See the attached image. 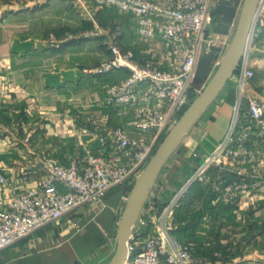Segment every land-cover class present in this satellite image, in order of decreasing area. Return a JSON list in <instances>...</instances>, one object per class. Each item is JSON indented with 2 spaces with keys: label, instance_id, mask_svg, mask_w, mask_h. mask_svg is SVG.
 <instances>
[{
  "label": "crops",
  "instance_id": "crops-1",
  "mask_svg": "<svg viewBox=\"0 0 264 264\" xmlns=\"http://www.w3.org/2000/svg\"><path fill=\"white\" fill-rule=\"evenodd\" d=\"M54 2L53 6L59 10L71 12L66 2ZM51 3L42 7L43 11ZM40 9L19 10L3 18L0 24V172L7 177V183L0 185V209L6 208L22 190L37 185L42 177L43 156H53L69 165L89 148H97L98 144L89 134L96 119L109 114L116 125L130 130L133 136L138 135L126 119L117 116L104 103L108 87L123 75L88 77L84 74L85 68L108 57L98 44L99 38L60 37L56 32L54 44L48 45L46 28L74 29V17L65 16L55 25L43 28L37 20ZM119 13L130 19L120 22L125 41L135 45L138 53L154 54L157 43L140 38L132 17ZM228 38L230 41L233 37ZM215 50L221 54L227 46H216ZM248 62L257 72L246 83L245 91L264 103V24L258 26ZM238 79L237 70L176 146L141 212V215L157 214L178 196L183 197V207L203 204L230 207L231 213L217 214L230 222L216 232L220 241L208 248L200 246L202 255L210 257H202L197 264H264V190L243 193L235 202H221L214 188L222 173L217 169L209 171L208 183L195 182L189 186L191 178L230 130L238 100ZM197 94L193 89L192 96ZM251 146L257 156L253 168L257 165L264 174V128L254 130ZM222 178L227 182L239 179L231 171ZM127 187L123 185L104 193L71 216L2 250L0 264H109L117 252L119 226L131 194L126 191ZM207 193L209 196L205 197Z\"/></svg>",
  "mask_w": 264,
  "mask_h": 264
},
{
  "label": "built area",
  "instance_id": "built-area-1",
  "mask_svg": "<svg viewBox=\"0 0 264 264\" xmlns=\"http://www.w3.org/2000/svg\"><path fill=\"white\" fill-rule=\"evenodd\" d=\"M224 0H98L101 7L128 14L140 38L156 42L154 54L123 51L112 43L109 56L84 69L85 76L123 75L110 85L105 106L127 120L138 134L116 125L106 114L96 119L92 139L98 144L65 165L53 156L42 157V177L0 209V252L35 232L71 216L104 193L132 187L154 157L160 142L196 99L192 90L196 71L216 46H227L226 36L212 32L215 14ZM264 24V0L255 11L250 46L239 67V89L230 130L189 181L208 183L210 170L235 172L238 180L219 177L214 185L219 201L235 202L243 193L264 190V174L251 146L256 128H264V103L248 96L245 85L256 77L248 62L258 26ZM235 26V25H234ZM220 43V44H219ZM200 91H198V94ZM245 108L243 109V107ZM7 177L0 172V185ZM180 196L159 213L140 215L127 243L124 264H193L194 244L177 234L176 210ZM154 205V201L152 202ZM79 226L78 221L76 222Z\"/></svg>",
  "mask_w": 264,
  "mask_h": 264
},
{
  "label": "rangeland",
  "instance_id": "rangeland-1",
  "mask_svg": "<svg viewBox=\"0 0 264 264\" xmlns=\"http://www.w3.org/2000/svg\"><path fill=\"white\" fill-rule=\"evenodd\" d=\"M51 1L52 7L56 4L54 0H0V24L3 18L13 13H17L19 10L29 11L32 9L36 10L41 8L40 10H37V16H39V19L37 20L42 22L43 28L45 25H55L59 19L64 20L63 17L65 16L74 17V29H71L67 26H63L58 30L46 28L45 36L49 37L50 39L48 45L54 44L56 40L54 37L56 36L55 33L57 32L60 37L64 35H71L75 39L83 38L85 36L99 38L98 44L101 49L104 50L105 54H107V56L110 55L109 46L112 43L118 44L123 51L138 50L136 49L135 45H129L128 42L125 41V32L119 28L120 22L122 20H128L129 22L130 19L123 17L117 10L101 7L98 3V0H62L63 2H66L68 6H70V13H66L61 9L59 10L58 6H53L52 8L48 7V9L43 11L44 8L42 7L49 5ZM243 2L244 0H224L221 6H219L215 14L216 22L212 30L216 37L219 39L225 38L231 32L234 36L242 11ZM215 49L212 54H210L205 60L201 61L202 64L199 66L200 68L198 77L196 81H194L193 85V88L197 91H200V93L195 97H198L205 89L208 82L214 76L221 64V56H225L228 50L227 48L226 51L224 50L220 54L217 53V50ZM251 68L257 72V69L254 66ZM133 187L134 186L127 187L126 191L131 192ZM208 196V193L205 194V197ZM182 198L183 197H181L177 205L175 214L177 224L176 231L178 236L182 238L183 241H191L194 244L193 252L195 259L193 264H197L196 262L202 259V257H210L208 255L206 256V254L202 255L204 252L198 250L199 247L204 246V248H208V245L211 243L215 244L219 242L220 240L217 236V233L224 229L226 224L230 223L227 222L224 217H219L217 214H229L231 213V208L221 205L209 204H203L200 207L199 205L183 207ZM195 250H198V252ZM225 255L226 254L223 253L224 257Z\"/></svg>",
  "mask_w": 264,
  "mask_h": 264
},
{
  "label": "water",
  "instance_id": "water-1",
  "mask_svg": "<svg viewBox=\"0 0 264 264\" xmlns=\"http://www.w3.org/2000/svg\"><path fill=\"white\" fill-rule=\"evenodd\" d=\"M259 0H244L231 44L221 64L205 89L185 110L158 147L154 157L142 172L128 199L126 210L119 226L117 252L109 264H124L127 257V243L139 219L150 189L154 185L164 164L172 152L195 125L202 114L224 89L250 46V35ZM253 43V42H252Z\"/></svg>",
  "mask_w": 264,
  "mask_h": 264
},
{
  "label": "bare ground",
  "instance_id": "bare-ground-1",
  "mask_svg": "<svg viewBox=\"0 0 264 264\" xmlns=\"http://www.w3.org/2000/svg\"><path fill=\"white\" fill-rule=\"evenodd\" d=\"M250 38H251V37H250ZM137 223H138V220H137L136 224H137ZM136 224H135V225H136Z\"/></svg>",
  "mask_w": 264,
  "mask_h": 264
},
{
  "label": "trees",
  "instance_id": "trees-1",
  "mask_svg": "<svg viewBox=\"0 0 264 264\" xmlns=\"http://www.w3.org/2000/svg\"><path fill=\"white\" fill-rule=\"evenodd\" d=\"M222 30V29H221Z\"/></svg>",
  "mask_w": 264,
  "mask_h": 264
}]
</instances>
